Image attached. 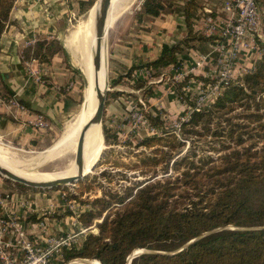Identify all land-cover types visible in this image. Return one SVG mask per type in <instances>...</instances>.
Masks as SVG:
<instances>
[{
    "label": "trees",
    "instance_id": "16d2710c",
    "mask_svg": "<svg viewBox=\"0 0 264 264\" xmlns=\"http://www.w3.org/2000/svg\"><path fill=\"white\" fill-rule=\"evenodd\" d=\"M15 1L0 0V38ZM164 1L143 0L135 12L136 22L158 17ZM90 6V2L79 3L80 15ZM200 8L198 0L188 1L182 41L159 59L130 68L111 86L124 78L130 80L140 69L151 70L152 77H158L168 67H179V55L190 50L209 52L218 40L204 37L191 22ZM75 74L81 104L84 82L79 72ZM146 84L138 80L134 88H144L148 102L153 87ZM110 95L118 97L121 92ZM153 112L156 116L148 114L147 119L153 127L163 128L157 110ZM103 132L108 139L109 130L104 127ZM181 134L179 140L165 130L163 136L153 135L138 144L150 152L137 154L133 167L149 178L122 194L103 193L89 202V209L77 216V222L82 228L94 226L97 232L89 231L80 247L64 249L65 261L128 264L135 251L146 250L150 253L134 257L130 264H264V54L253 72L225 87L211 105L194 112L182 125ZM193 137L204 143L209 138L216 144L209 145V152L218 156L198 157L190 146L179 156ZM170 171L174 176L156 179L159 172L164 176ZM80 188L91 190L82 184ZM98 220L101 222L95 223Z\"/></svg>",
    "mask_w": 264,
    "mask_h": 264
},
{
    "label": "crops",
    "instance_id": "0c3cea01",
    "mask_svg": "<svg viewBox=\"0 0 264 264\" xmlns=\"http://www.w3.org/2000/svg\"><path fill=\"white\" fill-rule=\"evenodd\" d=\"M90 1H15L9 22L0 38V142L2 144H16L21 148L33 147V144L47 141L51 133L60 130L61 126L76 114L79 106L80 83L75 74L78 71L74 62L76 60L80 66L81 60L84 61L83 58H86L88 65L86 41L81 30L86 22L83 21L68 40L67 36L72 19L81 16L78 4ZM188 1L190 0L164 1L158 17H143L139 23L135 20V13H131L130 18L126 15L123 18L119 16L118 25L113 26L115 28L109 26L107 32L109 70L115 71L118 78L125 76L130 68L153 62L159 59L165 50L180 43L186 35L183 11ZM198 3L201 8L195 11L196 14L191 21L196 31V24L202 17L210 16L218 24L226 20L224 0H198ZM259 5L264 7V0H260ZM202 35L219 39L217 35ZM210 52L211 50L201 54L190 50L183 53L178 57L181 61L179 67H168L158 76V78L161 76L167 78L162 79L161 82L148 81L146 85H157L149 99L151 107L161 109L173 117L182 116L186 108L179 100L180 93H177L175 88H171L166 80L171 77L173 81L177 80L182 84L181 92L186 96L196 93L198 84L205 79V74H209L212 66L205 64L199 70L194 66L201 56ZM260 58L259 55H252L250 60L254 59L252 64H255ZM32 59L37 62L40 69L39 80L32 77L26 69L25 62ZM191 68H194L195 73H188ZM142 72L143 69L136 70L130 80L127 78L122 80L127 81L131 86L136 85L140 80L138 78L143 76ZM172 79L170 82L173 85ZM10 99L15 100L22 110L7 104ZM37 117L48 123L47 131L38 132L33 129L32 123ZM81 121H83V111L69 124L63 137L73 138ZM1 181L3 180L0 179V187L3 188ZM1 188L0 198L6 201V208L0 207V218L10 214L31 239L44 235L43 226L52 235H58V232L68 231L73 227L76 229L77 226L72 220L59 221L52 216L58 213L59 207L52 197L49 198L44 193L24 195L21 192L9 196Z\"/></svg>",
    "mask_w": 264,
    "mask_h": 264
},
{
    "label": "rangeland",
    "instance_id": "374dc122",
    "mask_svg": "<svg viewBox=\"0 0 264 264\" xmlns=\"http://www.w3.org/2000/svg\"><path fill=\"white\" fill-rule=\"evenodd\" d=\"M98 0H91V6L89 10L81 15L80 17L76 16L74 19H72L70 25H69V33L67 36V40L72 35V33L76 32L79 25L85 21L86 23H89L90 16L94 13L95 6ZM143 0H114V5H112L110 9V14L108 18L110 19V28L118 25V17L123 18L125 15L129 18L131 17V13H135L137 11V8L141 5ZM222 1V0H221ZM260 3V1H259ZM264 23V19H263ZM262 23V38L259 40V46L261 49H264V28ZM115 28V27H113ZM90 31V29H88ZM88 31V33H89ZM107 43V40H106ZM72 54V53H71ZM76 54H74L75 56ZM109 52L107 51L106 46V63H107V82L108 87L110 91L107 94V99L105 103V111L103 116V121L101 125V136H102V144H103V150L101 152V155L99 159L97 160L95 167L90 171L88 175H86L81 181H79L76 184L68 185L62 188L52 189V190H38V189H30L25 186H22L20 184L17 185V183L8 181L0 176V179L3 180L1 185L3 188H1L2 191H6V194L11 196L13 193L21 192L24 193V195H33L34 193H44L47 197L53 198L54 201L56 200L58 204V213L53 214L56 219L59 221H71L76 224V229L73 227V229H69L68 231H61L58 232V236H63L66 234L76 233L79 231L82 226L77 222V216H79L82 212L89 209V202L95 200L96 198L102 197L103 193L106 194H122L123 191L126 188H133L136 186V184L140 182H145L149 177H142L140 175V172L138 170H134V164L138 162V158L136 157L137 154L144 152L149 153L145 147H138V144L144 140L147 137L152 136L150 134V128H155L151 124H149V127L145 125L137 126L133 128V121L131 118L132 112L134 110H139L144 116L145 119H147L148 114H154L153 110L155 108L151 107L150 100L147 102L144 99L143 91L144 88L136 89L134 88L135 85L131 86L128 84L127 81L122 80L119 84L115 86H111L116 80L117 75L115 71L109 70ZM84 61L81 60V65L79 66L75 60V67L79 74H81L84 82V88L82 91V102H83V94L87 96L88 90L85 89V79L82 74V72L86 75L87 69L86 64L87 61L86 58H83ZM251 61V60H249ZM253 60L250 62L252 63ZM85 63V64H84ZM249 64V63H247ZM113 68V67H112ZM112 72V73H111ZM152 74L150 77H147L145 73H142L143 76H141L139 81L147 82L155 81L158 79V77H152ZM208 74H205L207 76ZM167 78H162L163 80ZM205 78V77H204ZM172 79V77H171ZM171 79L169 78L166 80L168 85L170 84L171 88H175L177 93H180V101H185V103H193V100L196 98V93H193L191 95L185 96L181 92V85L176 81H173V85L171 84ZM196 80V78H195ZM204 87L207 85H210L213 82V79H202L201 80ZM165 82V83H166ZM150 83V84H151ZM163 83V82H162ZM160 83V84H162ZM166 83V84H167ZM157 85L154 84L152 87H156ZM120 90L121 95L118 97L111 96V92H118ZM197 92V90H196ZM183 94V95H182ZM119 98V99H117ZM191 99L190 101L188 99ZM115 99H117L115 101ZM139 100H141L144 104V106L139 103ZM81 104H79L77 108V112L74 116L69 118L66 123H64L60 130L57 132L51 133V135L48 137L47 141H44L40 144H37V146H24L20 147L16 144H2L0 142V158L7 161L12 168L16 171L20 172H26V173H34V174H57L63 172L65 169H71L74 165V153L77 146V142L79 139V136L81 134L82 127L84 125V122L86 121L85 115H86V108H87V102L84 104V107ZM136 108V109H135ZM158 112V115L160 117V121L163 124V128L159 127V132H165L173 130L175 131V125L177 124V120H179L180 116L173 117L171 114L165 113L161 109H155ZM83 111V121H81V124L77 126V131L75 135H73V138H66L63 137L65 130L68 128L69 124L73 122L80 114V112ZM239 110H237L235 113H238ZM148 121V120H147ZM106 127L107 130H109V138L105 139L103 128ZM179 134V133H178ZM177 139L181 140L182 134L178 135L176 137ZM184 141V140H183ZM187 141V140H186ZM197 139L193 137L192 141H188L186 143L185 150L179 155H183L188 147L190 146L191 149L197 150L198 157L202 155H209L213 158H216L218 155L209 152L210 146L209 145H216L213 144L211 141H209V138L207 139V142H196ZM191 144H190V143ZM203 151V152H202ZM177 156V157H179ZM76 167V166H75ZM68 169V170H69ZM156 179H162L165 176L172 175L174 176V173L170 171L167 175H161V172L158 173ZM80 184L84 186L85 188H90L91 190L85 191L80 188ZM76 198V199H73ZM101 222V220L96 221L95 223ZM78 229V230H77ZM72 231V232H71ZM89 231H92L93 233H96L97 230L94 226L90 227V230L87 231V234ZM77 242L75 244V247L78 248L83 242V238L81 236L77 237ZM63 256V251H62ZM61 259H58L57 264H66L64 257ZM78 261H85L80 260ZM89 261V260H88ZM129 261V258H128ZM91 261H89L90 263ZM82 264H86L83 262ZM129 264V263H128Z\"/></svg>",
    "mask_w": 264,
    "mask_h": 264
},
{
    "label": "built area",
    "instance_id": "2783aa9c",
    "mask_svg": "<svg viewBox=\"0 0 264 264\" xmlns=\"http://www.w3.org/2000/svg\"><path fill=\"white\" fill-rule=\"evenodd\" d=\"M259 1L224 0L223 9L227 14L225 21L218 24L210 16H207L202 17L196 24V29L200 33L206 36L217 35L219 37L211 52L201 56L194 66L195 69L199 70L205 64H211L209 74L204 77L213 79V82L206 87L202 83L198 84L196 98L193 103L189 104L183 101L186 111L177 120L176 130L171 132L176 137L180 134L182 125L189 120L194 112H199L211 105L225 87H228L229 84L237 81L243 75L254 71L255 64H247L246 62L250 60L252 55L262 56L264 54V49L259 46V40L262 38L264 7L259 5ZM25 66L32 77L37 80L40 79V69L34 59L25 62ZM33 66L35 67L33 68ZM194 68H191L188 73H195ZM142 73L150 77L151 70L143 69ZM162 78L161 76L157 79L158 81L155 80L154 82H161ZM139 103L144 106L141 100H139ZM7 104L22 110L13 99L8 100ZM153 116L156 115L153 114ZM131 118L133 128L145 124L149 127V124H151L139 110H134ZM32 126L38 132H45L49 129L48 123L41 117H37ZM149 129L152 136H163L158 128L149 127ZM0 207L6 208V201L1 198ZM4 216L6 217L0 218V264H57L58 259L63 261L62 251L74 248L77 237L81 236L84 239L87 231L90 230V228H80L76 233L58 236L52 235L43 226L44 235L31 239L15 218H12L10 214ZM65 262L66 264H82L84 261L71 259Z\"/></svg>",
    "mask_w": 264,
    "mask_h": 264
},
{
    "label": "water",
    "instance_id": "95a60500",
    "mask_svg": "<svg viewBox=\"0 0 264 264\" xmlns=\"http://www.w3.org/2000/svg\"><path fill=\"white\" fill-rule=\"evenodd\" d=\"M110 9H111V0H98L97 1V11L95 13V17L93 20V35H94V40H95V45H94L93 55H92L93 75L92 77H89V79L83 75L85 79V84H86L85 89L89 90L90 94L88 96H85V94H83V102H82L83 107H84V104H86V102L88 101L92 102L94 106V112H93V116L91 120L89 121V123L83 126V131L79 136L77 146L75 149L74 165L77 168V174L72 177L55 179V180H30L0 165V176L3 177L4 179L20 184L30 189L52 190V189L62 188L68 185L76 184L85 177L83 175V165H82V150L84 147L85 137H86L88 130L92 126L98 125L100 126V129H101L107 94L110 91L107 81H106L104 90L101 91L100 78H99V73H100L103 61L106 65V70H107L106 40H107V32L109 28L107 21H108V16L110 14ZM194 241L195 240L187 243L184 247L179 249L177 252L186 248L188 245H190ZM144 253H150V252L146 250L135 251L129 257L128 263L130 264L131 260L134 257L144 254ZM84 262L86 264H93V262H97V261H91L89 263L88 260H85Z\"/></svg>",
    "mask_w": 264,
    "mask_h": 264
},
{
    "label": "bare ground",
    "instance_id": "6f19581e",
    "mask_svg": "<svg viewBox=\"0 0 264 264\" xmlns=\"http://www.w3.org/2000/svg\"><path fill=\"white\" fill-rule=\"evenodd\" d=\"M114 5V0H111V7ZM97 11V3L95 6L94 13L90 16L89 23H85L82 27V35L86 41V46H87V55H88V65L86 67L87 69V74L85 75L83 72L82 74L86 76V78L89 79V77H92L93 71H92V55H93V49L95 45V40H94V35H93V20L95 17V13ZM108 27L110 25V19L108 18L107 21ZM90 29V31L88 30ZM80 30V31H81ZM89 31V33H88ZM99 78H100V89L101 91L104 90L106 81H107V70H106V65L103 61L101 70L99 73ZM90 94L88 90L87 96ZM94 112V106L92 102H87V108H86V115L85 119L86 121L84 122V125L88 124L89 121L91 120ZM83 131V127L81 130V133ZM103 144H102V136H101V129L100 126L95 125L92 126L85 137V142H84V147L82 150V165H83V175L86 176L92 171V169L95 167V164L97 160L99 159L101 152L103 150ZM0 165L3 167L9 169L10 171L24 177L30 180H55V179H61V178H68L75 176L77 174V168L73 166L71 169H65L61 173L57 174H34V173H26V172H20L14 170L12 166L2 158H0ZM93 264H99L98 262H93Z\"/></svg>",
    "mask_w": 264,
    "mask_h": 264
}]
</instances>
